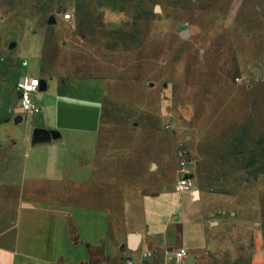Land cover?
Segmentation results:
<instances>
[{
  "label": "rangeland",
  "instance_id": "374dc122",
  "mask_svg": "<svg viewBox=\"0 0 264 264\" xmlns=\"http://www.w3.org/2000/svg\"><path fill=\"white\" fill-rule=\"evenodd\" d=\"M0 46L11 87L19 75L45 79L40 49L59 78L106 83L99 181L152 194L174 187L185 166V189L223 202L212 215L225 216V231L201 264H250L255 233L264 247V0H0ZM15 200L0 192V240ZM143 252L105 261L162 264Z\"/></svg>",
  "mask_w": 264,
  "mask_h": 264
},
{
  "label": "crops",
  "instance_id": "0c3cea01",
  "mask_svg": "<svg viewBox=\"0 0 264 264\" xmlns=\"http://www.w3.org/2000/svg\"><path fill=\"white\" fill-rule=\"evenodd\" d=\"M4 51L0 46V54ZM41 58L40 49L45 85L34 101L41 111L27 114L36 119L21 127L23 118L13 122L16 127L10 124L17 114H26L17 87L24 75L11 87L6 79L13 68L0 64V132L5 135L0 142V192L16 193L9 236L0 240V261L96 264L93 259L100 254L97 264H107L105 259L120 253L130 256L127 237L137 233V249L160 255L162 264H201L204 253L218 248L225 231V216L212 215L223 202L190 189L177 191L175 184L134 194L115 185L113 178L99 181L106 177L96 168L106 83L82 75L63 80L44 69ZM34 127L57 130L59 137L32 142ZM252 242L250 264H264L263 241L255 233ZM180 249L185 253L175 260Z\"/></svg>",
  "mask_w": 264,
  "mask_h": 264
},
{
  "label": "built area",
  "instance_id": "2783aa9c",
  "mask_svg": "<svg viewBox=\"0 0 264 264\" xmlns=\"http://www.w3.org/2000/svg\"><path fill=\"white\" fill-rule=\"evenodd\" d=\"M65 18H69L70 14L67 12L64 14ZM18 98L22 111L26 114H35L41 111V107L32 99V94L36 93L40 87V78L37 76L24 75L18 84ZM181 165H185V161L181 160ZM185 167V166H184ZM180 167L178 170V179L175 182V188L177 191L184 190L189 185L191 176L186 168ZM185 251L180 249L174 254V259L179 260L180 256ZM150 253L144 251L143 257H147ZM127 264H132L130 259H127Z\"/></svg>",
  "mask_w": 264,
  "mask_h": 264
},
{
  "label": "water",
  "instance_id": "95a60500",
  "mask_svg": "<svg viewBox=\"0 0 264 264\" xmlns=\"http://www.w3.org/2000/svg\"><path fill=\"white\" fill-rule=\"evenodd\" d=\"M54 18L51 17L49 19V23L53 22ZM15 45V42L12 41L9 44V48L13 47ZM253 72L257 75V76H261V72L260 69L256 66L252 67ZM45 85V80L40 79V89L43 88ZM22 115L21 114H17L14 117V122H19L22 120ZM59 137V132L57 130L54 129H47L44 127H34L32 129V133H31V141L32 142H37L40 140H50L52 138H57ZM139 240H140V236L137 233H129L128 237H127V247L130 250H136L139 244Z\"/></svg>",
  "mask_w": 264,
  "mask_h": 264
}]
</instances>
